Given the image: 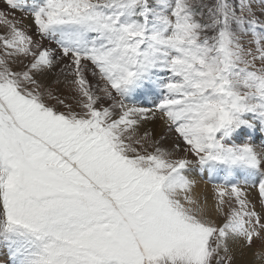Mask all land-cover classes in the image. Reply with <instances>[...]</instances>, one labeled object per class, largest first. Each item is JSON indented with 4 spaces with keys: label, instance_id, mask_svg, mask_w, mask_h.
Masks as SVG:
<instances>
[{
    "label": "snow or ice",
    "instance_id": "snow-or-ice-1",
    "mask_svg": "<svg viewBox=\"0 0 264 264\" xmlns=\"http://www.w3.org/2000/svg\"><path fill=\"white\" fill-rule=\"evenodd\" d=\"M254 240L264 0H0V264H237Z\"/></svg>",
    "mask_w": 264,
    "mask_h": 264
},
{
    "label": "bare ground",
    "instance_id": "bare-ground-1",
    "mask_svg": "<svg viewBox=\"0 0 264 264\" xmlns=\"http://www.w3.org/2000/svg\"><path fill=\"white\" fill-rule=\"evenodd\" d=\"M26 23H28L26 21ZM57 86L55 85V88ZM60 88H63L64 85H60ZM206 176L200 178L198 176L195 177V179L198 181L196 187L193 190L194 195H197L200 197L201 201L207 199L209 206H212L214 204V193L212 191L211 188V184L207 183L205 180ZM254 194V191L251 190ZM260 250L264 251V244H262ZM245 256L241 257L238 256L237 257V264H240L241 262H243L244 264H264V259L260 258V259H256L253 257L252 252H253V247L249 248H245L243 249Z\"/></svg>",
    "mask_w": 264,
    "mask_h": 264
},
{
    "label": "rangeland",
    "instance_id": "rangeland-1",
    "mask_svg": "<svg viewBox=\"0 0 264 264\" xmlns=\"http://www.w3.org/2000/svg\"><path fill=\"white\" fill-rule=\"evenodd\" d=\"M20 14L18 13V16H19ZM28 23H31V18L29 17L28 18V20H26ZM13 68L15 69L16 68V65L15 64H13ZM50 87H52V88H55V86L54 85H49ZM64 88V87H63ZM63 88H61V89H63ZM49 103H55V101H53V100H49L48 101ZM255 193V192H254ZM261 246H262V242L261 241H259V240H254V243H253V245H252V247H253V252H252V255H253V257L254 258H256L257 259V254H259L260 255V258H263L264 259V251H262V250H260V248H261ZM245 256V255H244ZM243 256V257H244ZM240 264H244L243 262H241ZM251 264V263H250Z\"/></svg>",
    "mask_w": 264,
    "mask_h": 264
},
{
    "label": "crops",
    "instance_id": "crops-1",
    "mask_svg": "<svg viewBox=\"0 0 264 264\" xmlns=\"http://www.w3.org/2000/svg\"><path fill=\"white\" fill-rule=\"evenodd\" d=\"M17 15H18V13H17ZM55 86V85H54Z\"/></svg>",
    "mask_w": 264,
    "mask_h": 264
}]
</instances>
